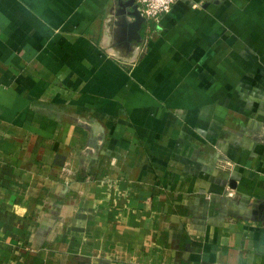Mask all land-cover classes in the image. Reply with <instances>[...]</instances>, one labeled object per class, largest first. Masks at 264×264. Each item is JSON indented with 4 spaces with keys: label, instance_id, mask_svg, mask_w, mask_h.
Listing matches in <instances>:
<instances>
[{
    "label": "crops",
    "instance_id": "0c3cea01",
    "mask_svg": "<svg viewBox=\"0 0 264 264\" xmlns=\"http://www.w3.org/2000/svg\"><path fill=\"white\" fill-rule=\"evenodd\" d=\"M129 2L0 0V264H264V0Z\"/></svg>",
    "mask_w": 264,
    "mask_h": 264
},
{
    "label": "built area",
    "instance_id": "2783aa9c",
    "mask_svg": "<svg viewBox=\"0 0 264 264\" xmlns=\"http://www.w3.org/2000/svg\"><path fill=\"white\" fill-rule=\"evenodd\" d=\"M140 14L147 20L158 22L178 0H136Z\"/></svg>",
    "mask_w": 264,
    "mask_h": 264
},
{
    "label": "water",
    "instance_id": "95a60500",
    "mask_svg": "<svg viewBox=\"0 0 264 264\" xmlns=\"http://www.w3.org/2000/svg\"><path fill=\"white\" fill-rule=\"evenodd\" d=\"M136 0H130L129 5L131 6L132 11L129 12L131 16L134 17V21L130 24L131 27V36L139 37L138 30L141 27V24L144 22L143 16L140 14L138 5L135 3Z\"/></svg>",
    "mask_w": 264,
    "mask_h": 264
}]
</instances>
